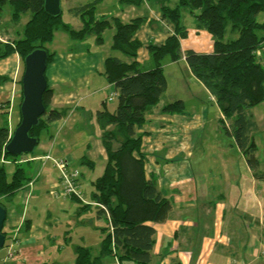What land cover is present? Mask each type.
I'll return each instance as SVG.
<instances>
[{"label":"trees","instance_id":"1","mask_svg":"<svg viewBox=\"0 0 264 264\" xmlns=\"http://www.w3.org/2000/svg\"><path fill=\"white\" fill-rule=\"evenodd\" d=\"M120 1L135 5L149 2L174 27L163 43L147 44L149 65L137 60L141 42L135 36L137 29L146 22L147 14L134 16L127 21H123L118 14L96 18L95 10L100 0H87L67 10L79 19L80 24L75 27L63 20L62 10L56 16L48 14L44 10V0H0V20L6 3L11 6L13 24L19 23L21 15H29L22 37L0 41V60L13 54L19 56L21 70L16 80L19 89L25 55L35 48H43L48 54L45 69L47 86L42 97L45 111L29 133L38 138V143L41 131L70 110L69 106H51L53 88L47 68L54 62L55 51H49L47 43L53 38L55 30L62 29L79 42L94 35L95 43L101 45L104 30L113 27L111 49L123 55L105 57L103 69L99 72L113 84L115 108L111 111L106 99L95 112L97 124L102 130L101 141L107 162L101 174L91 182L90 200L96 204L98 215L105 216L107 224L102 228L100 253L94 255L90 247L78 246L75 264H104L102 258L107 255L114 258L117 264H151L153 261L155 224L165 221L170 215L172 201L158 185L157 177L154 174L146 175L148 159L142 152L141 144L147 134L143 130L146 113L159 102L167 89L164 75V60L167 58L172 61L185 58L191 73L207 88L219 107V126L232 137L253 175L258 178L264 176L254 140L258 124L251 113L254 106L264 101V65L259 59L260 52L264 51V21L256 19L257 14L264 13V0ZM183 8H188L195 17L197 32L206 30L211 34L213 41L210 52L191 48L184 52L181 50V40L188 34V29L182 23ZM227 27L237 34L235 38L225 39ZM9 79L10 76L0 74V85ZM20 102L21 95L16 103L18 120L15 127L20 121ZM0 109V158L14 160L21 154L11 155L5 151V145L15 128L10 129L7 119L9 101L1 102ZM77 110L82 116L88 113L91 117L92 113L84 111L82 106ZM162 110L166 113H185L181 99L165 104ZM83 162L90 164L88 160ZM29 181L23 167L15 164L9 174L5 165L0 164V204L7 208L14 195ZM90 207L89 203L81 205L82 210ZM2 232L6 234L3 228Z\"/></svg>","mask_w":264,"mask_h":264},{"label":"crops","instance_id":"2","mask_svg":"<svg viewBox=\"0 0 264 264\" xmlns=\"http://www.w3.org/2000/svg\"><path fill=\"white\" fill-rule=\"evenodd\" d=\"M140 4L126 2L125 9H130L132 15L126 12H123V15L126 13V16L132 18L147 14L146 22L137 29L135 36L141 42L137 60L149 65L147 44L163 43L173 32L174 27L169 20L163 19L161 12L149 2H143L145 7L142 9ZM117 14L121 16L122 13ZM195 34L197 35L195 46L184 47L182 39L181 50L184 52L188 48H193L201 52H210L213 41L211 34L206 30L198 32L195 30ZM188 35L185 40L188 39ZM10 59L13 61V71L5 74L10 76V79L0 85V103L9 101V110L13 115V109L21 95L16 85L20 59L17 54H13ZM180 62L183 63L190 81L198 86L203 85L191 73L184 57L176 61L165 59L164 69ZM99 72L100 69H97L94 72L96 75L90 73L94 76L74 80L66 77L67 71L57 72L53 64L50 65L49 82L53 88L51 106L57 108L69 106L70 110L65 116L53 122L55 133L49 137L48 147L31 154V159L30 156L27 158L28 166L33 162H36V165L32 166L30 181L8 203L4 225L6 222L9 226L17 227L24 224L28 232H31L33 218L29 219L31 223L29 227L26 226L28 222L25 224L28 215L27 204L30 195H34L42 188L52 190L55 197L52 203L48 204L49 212L55 210V205L60 207L61 203L57 202L56 198L69 197L79 200L73 195L61 194L59 171L51 160L45 161L42 165L40 157L43 154L50 152L54 158L64 160L67 170H78L80 177L83 168H86L85 181L90 185L101 174L107 162V155L101 141L102 130L97 124L95 112L104 100L107 99L106 103H109L108 101L115 99V92L113 84L106 81ZM163 95L146 113L147 120L143 130L147 134L143 137L141 145L142 152L148 159L145 164L146 175L155 174L159 186L168 196L173 197L172 217L156 224L158 230L156 229L155 235L161 231L163 244H166L165 251L170 252L172 258H176L174 261L178 260L182 264H264V229L260 224L264 221V176L258 178L253 175L248 165L240 172H230L232 164L228 162L227 153L218 148L216 153L209 155L216 160V163L209 166L211 175L204 183H200L196 174L189 168V162L194 135L196 134L197 141L199 131L207 126V107L203 105L193 107L192 111L185 110V113H166L162 110L163 106L173 99H167ZM197 99L199 100V97ZM211 100L215 101L212 95ZM82 101L87 103L82 104ZM113 102L115 103V100ZM79 106H82L84 111H90L91 117L88 113L82 116L77 110ZM216 106L218 128L214 127L213 132L220 129L218 119L221 112L217 104ZM11 117L9 115L10 129L14 128ZM1 121L0 116V123ZM166 130L171 134L166 135ZM258 159L261 168L263 159ZM83 160H88L90 164ZM261 171L264 172V169ZM80 177L77 178V184L81 188ZM199 194H202L200 198ZM198 206L201 215L189 213L188 210ZM27 239H30V235ZM20 255H26L25 247L20 248L17 258Z\"/></svg>","mask_w":264,"mask_h":264},{"label":"rangeland","instance_id":"3","mask_svg":"<svg viewBox=\"0 0 264 264\" xmlns=\"http://www.w3.org/2000/svg\"><path fill=\"white\" fill-rule=\"evenodd\" d=\"M83 1L87 0H60L61 10L63 12V20L69 22L75 27L79 26V19L72 16L67 10L72 5ZM125 7L126 3L120 0H100L96 6L95 17L101 18L122 13L121 17L123 21H127L132 14L131 10L125 9ZM142 7L145 6L141 3L140 9H142ZM123 12H126L130 16H126V13L123 15ZM181 14L182 23L189 32V35L187 34L188 39L185 40V38H183L182 45L184 47H187L188 45L194 47L197 42V35L195 34V17L189 12L188 8H183L181 10ZM28 17V13H25L21 15V19L18 24H13L11 21V6L9 3H6L2 10V20H0V41H12L22 37L23 26ZM256 19L260 22H263L264 13L260 12L257 14ZM113 32V27L106 28L103 32V43L101 45H97L94 40V35H89L85 40L79 42L73 39L64 30H55L53 38L47 43V48L49 51H55L53 67L57 72L61 70L67 71V78L74 80L89 78L91 75L90 73L95 74L94 72L97 69H100V71L103 69L104 57L114 54L123 56L120 52L111 49ZM236 36L237 34L232 33L229 27L226 28L224 35L225 39H232ZM11 57H13V55L0 60V74L12 73L13 61L10 59ZM259 59L264 65V51L260 52ZM49 72L50 66L47 68V74H49ZM164 75L167 80V89L164 92V97L167 99H173L171 101L183 99L185 105L184 107L187 111H192L193 107L198 108L202 105L207 107V126L205 129L199 131L197 141L196 134L194 135L192 153L190 156L191 162H189V168L192 169L193 173L196 174L199 182L204 183L209 175H211L209 166L210 164L213 165V163H216V160L210 158L209 155L216 153L218 148H222V151L227 153L228 162L233 165H230V172L232 171L237 173L244 170L247 165L245 157L234 143L232 137L228 136L220 126V129L213 132L215 128H218L217 119L215 116L217 112V106L215 101L211 100V95L208 93V91H206V88L203 85H195L192 81H190L189 76L186 74L185 67L181 62L176 63L173 66H166L164 69ZM175 95H177L176 98H174ZM197 97H199V100ZM113 100L108 101V108L111 107V111L115 107ZM87 101H85V103L82 101L81 103L86 104ZM251 113L258 124V129L254 133V140L257 146V158L263 159L260 168L263 170L264 101L254 106L251 109ZM17 114L16 106L13 109V115L9 110L7 119L9 122V115L10 117L12 115L11 121L13 127H15V124L18 120ZM167 131L168 130H166V132ZM54 133L55 128L53 123H51L47 129H43L40 134V141L35 146L33 154L38 153V151L42 149H46L48 147V139ZM167 134L170 135L171 133L167 132L166 135ZM45 154H50V152ZM29 156L31 159L32 156L30 153L21 154L20 157H16L14 160L1 157L0 164L5 165L7 173L9 174L14 170L15 164H17L23 167L25 169L26 175L29 176L32 172V166L36 165V162H33L32 165L28 166L26 160ZM42 156L40 158H42ZM51 157L56 159L52 155ZM56 160L58 161L59 159ZM63 162L65 165L61 171L59 168L55 167L59 171L60 175V189H62L63 181L60 173H70L73 171L67 170L66 163L64 160ZM85 169L86 168H83L81 177L79 176V172L78 175H75L76 177L71 176L72 178L74 177L72 184L74 190L77 192L74 194L80 198L79 200L71 199L69 197L56 198L57 202H60L61 205L60 207L55 205V210L53 212H49L47 209L48 204L50 202L52 203V199L55 197L52 190L48 188H42L34 195H30V199L27 204L28 215L26 216V219L33 218V220L30 219L33 223V229L31 232H28V229H26L24 224H22L21 227H17V225L9 226L7 222L5 225H3V229L5 230L6 234L4 233V245L0 248V264H75V250L78 246L90 247L94 255H98L100 253V242L103 237L102 228L106 226L107 222L105 216H98L95 207L96 204L90 200V191L92 186L87 183V181H85L84 175L87 176ZM212 173H214V171ZM79 177L81 179L79 180V183L82 184L81 188L79 187L80 185L78 186L77 184V178ZM201 195L202 194H199L198 197L200 198ZM170 199L172 201V211L165 221L170 219L173 213V197L170 196ZM84 203L91 204V207L82 210L81 205ZM92 205H94V207H92ZM21 210L22 209H20V211ZM188 211L190 214L195 216H197V214L201 215L200 206ZM202 213L205 212L202 211ZM212 214L213 211L211 215ZM28 223L31 225L30 221ZM156 224L155 230L157 229ZM260 224L261 228L264 229V221H262ZM29 235L30 239H27ZM155 240L156 242L152 249L153 261L151 264H176L178 260L174 261L176 258H172L170 252L165 251L164 249V247L166 248V244H163L161 231L155 235ZM21 247H25V253L27 256L20 255V257L17 258V254L19 253ZM10 254H12L13 257H9ZM102 260L104 264H117L116 260L108 255L104 256ZM127 264L132 263L129 262ZM180 264L182 263L180 262Z\"/></svg>","mask_w":264,"mask_h":264},{"label":"water","instance_id":"4","mask_svg":"<svg viewBox=\"0 0 264 264\" xmlns=\"http://www.w3.org/2000/svg\"><path fill=\"white\" fill-rule=\"evenodd\" d=\"M44 10L52 16L59 15L61 13L60 0H44ZM47 58V51L43 48H35L23 58L20 80V121L5 145V151L11 155L30 153L38 143V138L29 133L45 111L42 97L47 86L45 78ZM6 216L7 208L0 204V248L3 247L5 241L2 228Z\"/></svg>","mask_w":264,"mask_h":264},{"label":"built area","instance_id":"5","mask_svg":"<svg viewBox=\"0 0 264 264\" xmlns=\"http://www.w3.org/2000/svg\"><path fill=\"white\" fill-rule=\"evenodd\" d=\"M48 160H51L53 166L59 168L60 171L62 170V168L65 165L62 159H59L57 161L56 159H53L50 154H45L44 156H42L43 164H44L45 161H48ZM60 174H61V178L63 179L61 194H64V195H75L74 193H77V192L74 190L73 184H72V180H73L74 177L72 178L71 176L78 175V171L77 170H73L70 173L63 172V173H60ZM9 257H13L12 254H10Z\"/></svg>","mask_w":264,"mask_h":264},{"label":"clouds","instance_id":"6","mask_svg":"<svg viewBox=\"0 0 264 264\" xmlns=\"http://www.w3.org/2000/svg\"><path fill=\"white\" fill-rule=\"evenodd\" d=\"M45 163V162H44ZM73 196H75V197H77L76 195H73ZM77 198H79V197H77ZM80 199V198H79Z\"/></svg>","mask_w":264,"mask_h":264}]
</instances>
